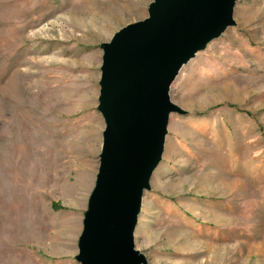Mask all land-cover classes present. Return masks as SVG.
Segmentation results:
<instances>
[{"label":"rangeland","instance_id":"rangeland-1","mask_svg":"<svg viewBox=\"0 0 264 264\" xmlns=\"http://www.w3.org/2000/svg\"><path fill=\"white\" fill-rule=\"evenodd\" d=\"M155 0H0V264H81L105 120L102 44ZM169 86L134 231L145 264H264V0Z\"/></svg>","mask_w":264,"mask_h":264},{"label":"water","instance_id":"water-1","mask_svg":"<svg viewBox=\"0 0 264 264\" xmlns=\"http://www.w3.org/2000/svg\"><path fill=\"white\" fill-rule=\"evenodd\" d=\"M236 0H155L104 42L98 109L106 126L76 255L81 264H145L134 231L161 160L181 65L234 24Z\"/></svg>","mask_w":264,"mask_h":264}]
</instances>
